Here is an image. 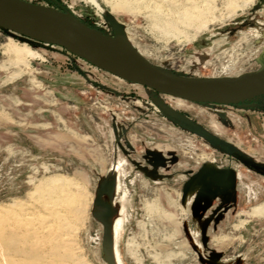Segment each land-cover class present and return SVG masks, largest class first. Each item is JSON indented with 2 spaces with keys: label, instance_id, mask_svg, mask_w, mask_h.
Returning a JSON list of instances; mask_svg holds the SVG:
<instances>
[{
  "label": "rangeland",
  "instance_id": "obj_1",
  "mask_svg": "<svg viewBox=\"0 0 264 264\" xmlns=\"http://www.w3.org/2000/svg\"><path fill=\"white\" fill-rule=\"evenodd\" d=\"M23 1L177 79L264 71V0ZM186 10L178 40L155 29ZM2 65L0 264H106L92 211L109 182L122 264H264V94L193 104L0 28Z\"/></svg>",
  "mask_w": 264,
  "mask_h": 264
},
{
  "label": "water",
  "instance_id": "obj_2",
  "mask_svg": "<svg viewBox=\"0 0 264 264\" xmlns=\"http://www.w3.org/2000/svg\"><path fill=\"white\" fill-rule=\"evenodd\" d=\"M30 10H48L57 21L37 17L30 13ZM0 28L36 42L63 48L117 78L147 87L158 94L192 103L238 104L264 94V71H255L238 78L177 79L151 66L144 59L143 64H135L121 58L104 47L97 38L83 32L78 24L65 20L59 13L45 6L23 0H0ZM184 127L193 131L189 127ZM186 188L187 185L184 190ZM98 198L92 215L103 226V257L106 264H118L111 231L113 205L110 201L100 199L101 195Z\"/></svg>",
  "mask_w": 264,
  "mask_h": 264
},
{
  "label": "bare ground",
  "instance_id": "obj_3",
  "mask_svg": "<svg viewBox=\"0 0 264 264\" xmlns=\"http://www.w3.org/2000/svg\"><path fill=\"white\" fill-rule=\"evenodd\" d=\"M84 2L92 5L94 8L97 7V1L96 0H83ZM136 1V0H135ZM165 1V0H164ZM123 3H127V2H123ZM128 5H126V8H127ZM159 6V4H158ZM157 5H154V7L150 10V17H155L156 16H161L162 12L160 11V6L158 7ZM113 11H121L123 10V5L119 3V5H115V4H112L111 5ZM237 7H234L233 8V12L236 11ZM128 10V9H127ZM240 10V9H239ZM30 13L34 14L35 16L37 17H40V18H43V19H46V20H50V21H57V19L55 18H52V16H54L50 11H41V10H30ZM189 13V12H188ZM190 14V13H189ZM189 14H187V10L184 11V13L180 16H177L175 17L176 21H174L173 19H169L170 18V14H167L169 16L168 19H166L167 21L165 23L162 24V26H156L155 29L158 30L160 32V34H163L164 36H170V37H173L174 39H179V37L177 36V29L175 27V25L177 26V24H175L176 22H185L187 23L190 22L189 20L191 19L192 20V17L188 16ZM188 24V23H187ZM205 24V23H204ZM205 27V26H204ZM81 30L89 35H91L92 37H95L97 38L100 43L108 48L109 50L113 51L115 54L119 55L121 58L127 60V61H130L132 63H135V64H143V59L141 58V56L139 54H137L135 51L131 50V48H129V46L127 44H124L123 42H120V41H113V39H104V38H101L99 36H96L95 34L91 33L90 31L84 29L83 27H81ZM112 40V41H110ZM179 42V41H178ZM47 45V44H46ZM53 46V45H51ZM24 48V47H23ZM63 49V48H62ZM66 51V50H65ZM9 53H11L15 59L13 61H10V64L11 65H14V66H18V65H22L23 64V60H22V56H29L31 58H34L35 55L29 51V50H26L25 48L24 49H17V48H11L9 50ZM70 54V53H69ZM72 55V54H71ZM74 56V55H73ZM76 57V56H75ZM78 58V57H77ZM80 59V58H79ZM83 60V59H81ZM85 61V60H83ZM146 61V60H145ZM86 62V61H85ZM88 63V62H87ZM90 64V63H89ZM92 65V64H91ZM6 68L5 65H2L0 66V70H4ZM102 71V70H101ZM105 72V71H104ZM107 73V72H106ZM117 78V77H116ZM238 78V77H237ZM11 79V78H10ZM120 79V78H119ZM125 81V80H124ZM127 82V81H126ZM130 83V82H129ZM131 84H134V83H131ZM138 85V84H136ZM141 86V85H139ZM144 87V86H142ZM147 88V87H145ZM149 89V88H148ZM151 90V89H150ZM153 91V90H152ZM155 92V91H154ZM156 93V92H155ZM158 94V93H157ZM160 95H163V94H160ZM165 96H168V95H165ZM172 97V96H170ZM175 99H179V100H183V99H180V98H176V97H173ZM186 101V100H184ZM189 102V101H187ZM192 103V102H190ZM193 104H196V103H193ZM204 105V104H202ZM215 105V104H213ZM231 105V104H230ZM116 187H117V190L119 189V186L117 184V186L115 185V190H116ZM107 191V190H106ZM99 195H101L100 193L98 194V197ZM99 199V198H98ZM101 199V198H100ZM112 205H113V201L112 199L109 200ZM113 207V206H112ZM263 209H264V206L263 207H257V208H254L253 209V214L256 215V216H262V212H263ZM113 215H114V212H113ZM101 224V223H100ZM102 225V224H101ZM111 231H112V236H113V229H112V218H111ZM117 227H115V242H114V247L116 248L115 250V257H116V260H117V263L118 264H122L121 263V260H120V256H119V253L117 252ZM114 239V237H113ZM106 263V262H105Z\"/></svg>",
  "mask_w": 264,
  "mask_h": 264
},
{
  "label": "flooded vegetation",
  "instance_id": "obj_4",
  "mask_svg": "<svg viewBox=\"0 0 264 264\" xmlns=\"http://www.w3.org/2000/svg\"><path fill=\"white\" fill-rule=\"evenodd\" d=\"M168 118L173 122V125H176V126H178V127H180V128H182V129H184L185 131H188V132H192V130H188V129H186L184 126H186V125H184V124H182V123H178L174 118H171V117H169L168 116ZM181 125H183V126H181ZM186 127H188V126H186ZM189 128H191V127H189ZM192 129V128H191ZM220 181H221V183L222 184H229L230 183V181L228 180V179H223V178H221L220 179ZM107 190V191H106ZM106 190H102L101 192H99L101 195H104V194H107L108 195V197L110 196V195H112V193L114 192V190H115V184L114 183H112V182H109V184L107 185V187H106ZM116 190H117V188H116ZM114 235H115V226H114ZM116 240H115V237H114V242H115ZM118 246V245H117ZM116 246V247H117ZM118 249V248H117ZM115 250H116V248H115ZM118 251V250H117Z\"/></svg>",
  "mask_w": 264,
  "mask_h": 264
}]
</instances>
